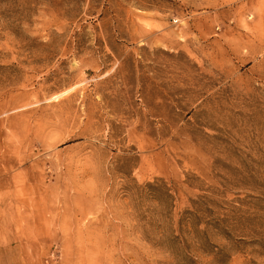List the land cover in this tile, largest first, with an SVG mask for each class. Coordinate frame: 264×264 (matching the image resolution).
<instances>
[{"label":"rangeland","instance_id":"1","mask_svg":"<svg viewBox=\"0 0 264 264\" xmlns=\"http://www.w3.org/2000/svg\"><path fill=\"white\" fill-rule=\"evenodd\" d=\"M0 264H264V0H0Z\"/></svg>","mask_w":264,"mask_h":264}]
</instances>
